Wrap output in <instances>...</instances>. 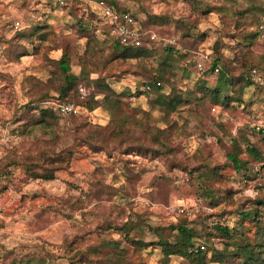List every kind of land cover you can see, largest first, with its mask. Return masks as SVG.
Segmentation results:
<instances>
[{
    "label": "rangeland",
    "instance_id": "1",
    "mask_svg": "<svg viewBox=\"0 0 264 264\" xmlns=\"http://www.w3.org/2000/svg\"><path fill=\"white\" fill-rule=\"evenodd\" d=\"M101 1H115L155 33L150 57L116 58ZM251 2L80 0L61 10L50 0H0V264H88L83 254L105 258V240L121 242L128 264H160L163 253L153 244L159 240L153 229L185 219L197 228L217 220L233 226L239 211L253 208L263 212L264 223V85L246 89L240 81L254 67L264 80V11L247 12ZM169 44H176L172 52ZM64 53L71 56L74 75L104 80L120 95L129 124L124 138H107L115 151L97 152L79 138L107 136L112 127L104 107L87 108L92 94L105 101L87 81L79 87V116L55 117L50 128L21 133L39 119V111L27 105L43 96L57 98L54 62ZM203 54L210 55L206 71L197 65ZM215 58H221V73L232 71L225 95L232 100L226 104L206 95L222 85L220 71L209 72ZM160 72L170 82L163 84L165 94L183 93L187 100L176 109L163 107L167 113L155 104L161 97L136 93ZM234 140L244 149L255 146L263 161L245 153L248 170L237 172L227 160ZM63 150L74 154L54 180L26 173L23 163L30 157ZM205 166L207 175L216 176L198 179L194 170ZM129 220L141 224V238L153 245L137 248L122 233L101 229ZM254 223L238 229L253 237ZM215 247L224 246L215 239ZM169 264L190 263L172 255Z\"/></svg>",
    "mask_w": 264,
    "mask_h": 264
},
{
    "label": "trees",
    "instance_id": "2",
    "mask_svg": "<svg viewBox=\"0 0 264 264\" xmlns=\"http://www.w3.org/2000/svg\"><path fill=\"white\" fill-rule=\"evenodd\" d=\"M78 1L80 0H67L66 5L64 6H60L53 1L52 2L57 8L61 10H69ZM251 1L254 6L247 9V12L250 11V9H253L254 12L259 11L260 13L264 11V2H259L257 0ZM109 3L111 6H115L117 10H122L117 6L115 1H111ZM125 11L130 12L138 22V17L133 12L130 10ZM101 17L104 19L102 12ZM106 26L110 33V27L107 23ZM140 27L143 32V38L142 43L139 46L124 45L119 39L114 38L117 59L127 60L130 58H148L151 56L152 52L154 51V46L158 43V41H153L150 38V35L155 33L152 30L147 29L143 24H140ZM257 34L262 36V31L259 30ZM169 45L172 46H169L170 48H167V50L172 52V49L174 46H176V44ZM221 62V58H215L211 64L209 72L220 71L221 73ZM54 63L57 68V81L54 79L53 84L56 86V92L58 93V96L56 99L50 96H43L38 100L37 103L27 105L25 108L30 112L39 111V119H36L33 122L32 119L29 120V123L32 122V124L29 126L26 124L21 127V133H28L32 135L38 127L50 128L52 118H65V116H62L59 110V106L61 104L71 103L80 107L79 103L81 96L79 93V87L81 84L87 81V84H92L95 88L102 91L99 93L105 94V101L103 103H99L96 100L97 94H92L88 99L87 108L89 111H93L98 107H104L112 116V127H109V130L107 129L108 132L104 133L109 134L107 136L97 134L90 137L91 134L89 136H86L87 134H81L79 138H84L88 147L91 146V148L97 152L104 151L106 149H108L110 152L115 151V148L110 147V142L107 140V138H112L113 141L116 142L120 136L124 138L126 134V127L129 124L128 117L123 113V102L120 95L116 94L112 90L111 86L104 80L99 79L90 81L89 76L84 77L74 75L72 72L71 56L68 53H64L61 59L55 61ZM253 69H256V67L251 69L249 68V75ZM229 75H232V71H227L226 68H224L220 77L222 85L217 90H208L209 92L206 94L208 99H215V102L218 104H226L228 101L232 100L230 96H225L227 95V85L230 82ZM241 80L245 85L243 87L246 89L255 84L250 76L247 78H240V81ZM164 83L170 84L165 74L160 72L158 76H153L150 81L143 82L137 86L136 93L139 95L150 94L161 97L157 98L155 104H157V107L166 113L167 110L165 108L172 107L173 109H176L182 104L187 103V100L184 99L185 94L183 93H180L179 97L174 93L166 95L163 90ZM175 97L178 98L174 99ZM52 102L55 104L53 105ZM79 115L80 114H71L66 117L71 118L77 117ZM232 143L231 150L227 154V160L237 172H242L243 170V172H245L248 170L249 162L242 158L243 154L245 153L258 163L263 161L262 153L255 146H249L244 149L238 141L234 140ZM73 154L74 151L69 150H63L57 154H54V156H51L46 152H39L36 156L30 157V159L26 160L23 163V167L26 173L32 178L51 181L55 179V173L57 171L65 170L69 167V163ZM207 168L208 167L206 166L197 167L196 170H194V173L197 175L198 179H204L206 178L205 176L208 178H212L213 175L216 176V172H214L215 169L213 170V175H207ZM0 172H2V170H0ZM209 198L212 197L209 196ZM218 202L219 199L217 198V200L213 201L212 203L217 204ZM263 203L264 202L262 201L260 205H264ZM262 213L263 212L260 210V208L239 211L237 216L239 220L235 222L233 226L224 224L220 222V220H217V222H214L211 226L197 228L191 226L188 220L185 219L176 225L165 228L164 230L161 229L156 231L153 229V232H155V237L159 238L158 242L153 244L162 248L163 259L160 264H169L172 255L181 256L190 264H264V223H262L261 220V218H263ZM247 221L255 222L254 224L256 226V231L253 237L248 236L247 233L241 232L240 229H238L239 226L243 227V224ZM140 225L141 224L138 222L135 223L134 221L132 222L129 220L121 226H112L111 223L107 225L105 224V226H103L105 229H101L105 231L114 230V232L122 233L124 240L129 244L136 246L137 248L149 247L150 245H153L147 244L141 238L143 231ZM165 231H169V236L165 235ZM215 239L220 240L224 246L222 250H218L215 247ZM120 244V241L105 240L103 245L100 247V249H107L104 259L92 258L89 257L88 254H83L82 258L88 264H128L125 250L120 248ZM191 250L197 251L191 253ZM79 254L80 253H78V255Z\"/></svg>",
    "mask_w": 264,
    "mask_h": 264
},
{
    "label": "built area",
    "instance_id": "3",
    "mask_svg": "<svg viewBox=\"0 0 264 264\" xmlns=\"http://www.w3.org/2000/svg\"><path fill=\"white\" fill-rule=\"evenodd\" d=\"M54 3L64 6L67 3V0H52ZM104 19L106 20L108 26L110 27V34L119 39L120 42L124 45H134L139 46L142 43L143 32L140 25L131 15L130 12L125 10H117L115 7L106 4L101 1L98 4ZM16 28L21 26V22H15ZM151 40L158 41V38L155 34L150 35ZM210 61L209 54H203L200 59L197 61L198 68L202 71H206V64ZM250 77L254 83L264 85L263 78L259 75L257 69H253L250 73ZM60 113L62 116H69L71 114H78L79 107L75 104H61L59 106ZM197 250H191L193 253Z\"/></svg>",
    "mask_w": 264,
    "mask_h": 264
},
{
    "label": "crops",
    "instance_id": "4",
    "mask_svg": "<svg viewBox=\"0 0 264 264\" xmlns=\"http://www.w3.org/2000/svg\"><path fill=\"white\" fill-rule=\"evenodd\" d=\"M52 1V0H51Z\"/></svg>",
    "mask_w": 264,
    "mask_h": 264
}]
</instances>
